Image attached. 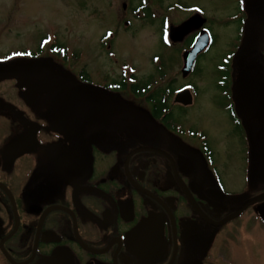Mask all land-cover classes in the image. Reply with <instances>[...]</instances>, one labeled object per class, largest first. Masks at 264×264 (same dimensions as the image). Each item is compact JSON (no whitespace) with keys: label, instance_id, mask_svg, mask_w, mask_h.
Masks as SVG:
<instances>
[{"label":"flooded vegetation","instance_id":"1","mask_svg":"<svg viewBox=\"0 0 264 264\" xmlns=\"http://www.w3.org/2000/svg\"><path fill=\"white\" fill-rule=\"evenodd\" d=\"M226 7L234 40L223 56L203 10L180 42L170 29L196 12L165 18L167 53L143 78L112 47L88 56L54 35L4 54L0 264H208L241 222L264 226V199L238 214L264 196V0ZM205 65L219 96L215 134L192 122Z\"/></svg>","mask_w":264,"mask_h":264},{"label":"rangeland","instance_id":"2","mask_svg":"<svg viewBox=\"0 0 264 264\" xmlns=\"http://www.w3.org/2000/svg\"><path fill=\"white\" fill-rule=\"evenodd\" d=\"M138 3L139 0H0V59L9 51L30 47L42 37L54 35L61 45L88 56L99 48L112 47L119 61L134 66L136 76L143 78L152 69L150 58L159 54L165 57L167 53L157 31L161 20L169 18L175 25L200 10L214 20L215 54L223 56L233 43V35H229L232 31L224 23L228 12L225 0H147L149 8ZM108 32L115 38L105 46L100 39ZM209 66L212 65H205L200 104L193 111L192 122L215 134L222 117L216 107L219 96L215 72ZM208 264H264V226L241 222L211 249Z\"/></svg>","mask_w":264,"mask_h":264},{"label":"water","instance_id":"3","mask_svg":"<svg viewBox=\"0 0 264 264\" xmlns=\"http://www.w3.org/2000/svg\"><path fill=\"white\" fill-rule=\"evenodd\" d=\"M200 16L193 17L183 23L181 26L176 27L173 29V35H171V38L174 42H180L182 41L187 35L191 34L193 31L199 30L200 27L202 26V22L200 21ZM206 46V45H205ZM205 46L203 44H200V39L198 40L197 44L195 45L193 51L189 52L187 54L186 59L188 60L189 58L192 57V63L193 60L195 61L196 57L204 50ZM40 62L37 63H30L32 66L37 65ZM30 64L28 63H21L19 64L20 68L23 66H29ZM188 64V63H187ZM18 66V67H19ZM3 66L0 64V73L2 72ZM85 92V88L78 89L73 92V95L78 94V95H83ZM264 196L261 198H258L256 200H252L249 202L245 207H243L238 214H241L244 210H246L248 207L251 205L255 204L256 202L263 200ZM262 217L264 219V211H262Z\"/></svg>","mask_w":264,"mask_h":264},{"label":"bare ground","instance_id":"4","mask_svg":"<svg viewBox=\"0 0 264 264\" xmlns=\"http://www.w3.org/2000/svg\"><path fill=\"white\" fill-rule=\"evenodd\" d=\"M127 9V5H124V10H126ZM196 15L197 16H200V14L198 13V14H196L195 13V17H196ZM175 27H172L171 29H170V35H173V29H174ZM17 51H20V50H12V52H17ZM193 51V50H192ZM10 52V51H9Z\"/></svg>","mask_w":264,"mask_h":264}]
</instances>
